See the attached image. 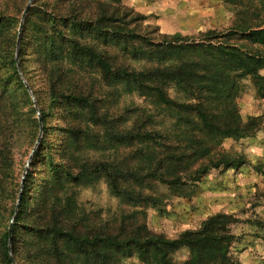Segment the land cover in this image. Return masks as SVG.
Returning <instances> with one entry per match:
<instances>
[{"label":"rangeland","instance_id":"rangeland-1","mask_svg":"<svg viewBox=\"0 0 264 264\" xmlns=\"http://www.w3.org/2000/svg\"><path fill=\"white\" fill-rule=\"evenodd\" d=\"M29 1L0 0V19L6 15L16 19L11 28L14 35L18 36ZM28 13L21 50L23 68L33 89L20 68L22 36L18 46L16 40L14 61L19 78L29 88L25 86L32 106H25L19 91L11 101L26 117L33 109L31 117L36 121L39 116L41 119L40 110L46 111L47 133L31 168L27 162L43 136V127L41 134L38 130L34 146L30 143V125H24L17 135L21 121L15 130L0 133V222L6 221L7 232L14 215L7 220L9 199L16 194L17 213L18 197L20 193L22 196L29 171L30 209L16 224L14 254L9 252L11 243L7 244L12 264H102L97 255L101 250L88 255L63 241H57L51 249L52 238L45 225L59 216L67 217L62 223L73 234L117 239H174L217 213L264 223V44L246 38L249 28H264V0H32L26 16ZM49 16L55 18V23L48 22ZM72 19L81 26L73 27ZM54 31H58L57 36ZM51 35L55 37L49 44L47 37ZM61 35L102 57L109 71L106 73L86 54L70 53ZM4 39L0 37L2 79L9 76ZM223 49L260 59L257 86L251 76L244 75L237 59ZM52 53L55 61H48L47 55ZM157 70L166 74L158 75ZM127 73L143 76L134 82L126 77ZM155 87L176 106L160 104ZM214 87L216 90L209 89ZM257 88L263 96L258 95ZM62 94L85 97L88 103L76 104L62 98L50 103L51 95ZM211 99L222 106L233 102L237 108L233 116L242 123L254 119L249 135L225 138L213 149L206 137H200L205 132L197 127L194 112L177 108L187 103L202 105ZM8 113L7 105L0 101L1 122ZM216 113L217 117L212 118L215 122L230 123L223 110L219 108ZM145 132L153 135L152 143L133 138ZM12 133L16 134L10 139ZM9 147L8 158L3 151ZM198 149L200 153L195 155ZM184 153L188 161L182 158ZM222 155L232 159L242 156L246 162L237 167L221 166L198 181L189 180L195 169ZM48 159L61 170H69L72 176L66 187L54 183ZM97 163L125 173L134 171L140 178L171 165L185 184L172 188L146 178L137 186L129 179H113L118 189L144 195L140 201L129 200L113 192L106 176L88 174ZM50 188L54 191L47 202L44 198ZM36 201H43L39 208H34ZM33 225L40 228L32 229ZM3 231L0 228V234ZM232 233L239 237L232 250L240 264H264V227L237 223ZM104 253L107 264H152L138 257L134 245ZM1 257L0 252L3 264ZM186 258L185 252L179 251L172 261L181 263Z\"/></svg>","mask_w":264,"mask_h":264},{"label":"trees","instance_id":"trees-1","mask_svg":"<svg viewBox=\"0 0 264 264\" xmlns=\"http://www.w3.org/2000/svg\"><path fill=\"white\" fill-rule=\"evenodd\" d=\"M36 1V0H35ZM28 17L29 13L26 16L22 32H21V40H20V48L18 50V58L20 63V68L22 70L24 78L27 80L25 69L23 68L22 64V50L23 48V36L25 33V30L27 29V23H28ZM73 22H70L73 27H80L81 25H78L79 22H77L75 19H72ZM16 19L12 15H6L2 16L0 19V35L3 36L6 42L5 47V58L8 59L6 61V64L9 68V76L5 79H2L0 77V101L4 102L5 105H7L8 110L10 113H8L6 119L4 122L0 121V133L6 129V132H9L10 130H15L17 126H19L18 122L21 121V125L17 127V135L21 134L22 127L24 125L31 126V132L29 137L32 139L30 141L31 146H34V143L36 141V136L38 135L39 130V124L38 120L32 119V115L34 114V110L31 109L29 111L28 117H26L25 113H21L15 109V103H13L11 98H13V94L16 91L21 92V95H23V98L25 100V106H32V102L29 98L28 92L22 83L21 79L18 76L17 69L15 66L14 61V54H15V47H16V40L18 39L17 33L14 35L11 32V28L15 24ZM48 22L50 24L55 23V18L52 16H49ZM57 36L58 31H54ZM54 36H49L48 43L51 44L53 42ZM0 36V37H1ZM246 38L251 39L254 43L264 44V28H254V29H248V33L246 35ZM61 40L67 44L70 53L73 55H88L89 58L96 62L97 65L100 66L105 72L107 73L109 71L108 64L100 57L99 55L92 52L90 49H88L85 46L80 45L77 41L74 39H71L69 37L61 35ZM47 43V44H48ZM68 50V49H67ZM226 54L235 57L237 59V63L239 64L240 68L243 70L244 75L251 76L252 80L255 82L257 86V80L259 79L257 76V69L261 66L260 59L256 57H251L254 55H250L238 50L230 49L231 51H227L223 49ZM48 61H55V55L52 53V55H47ZM0 70H2V66L0 65ZM158 75H165L166 73H163L160 70L155 71ZM143 76L142 74H136V73H127L126 77L130 81H136L138 78ZM29 86L31 89H33L31 83L29 80H27ZM231 89L234 90L235 86L234 84L230 85ZM211 90H216L215 87L209 88ZM154 91L156 93V98L160 104L163 105H170V106H176V103L171 101L170 99L166 98L164 92L160 89L155 87ZM36 96V99L38 100V96L35 92H33ZM257 93L260 96H263V93H261L260 88H257ZM64 99L69 100L76 104H83L88 103L87 99L82 96L77 95H51L50 96V103H57L58 99ZM50 107V106H49ZM177 108L185 109L188 111H193L196 119V125L197 127L203 132H205V135L201 134L200 137H206L207 142L211 145L213 149L217 148L223 139L225 138H244L249 135L248 131L249 127L251 126L252 121L254 119L249 118V120L246 123H242L239 120V117L233 116V114L237 113L236 106L233 105V102H225V105L222 106L218 103L215 99L206 100L205 103H202V105H195V104H184V105H177ZM223 110L224 115H229L230 123L228 124H219L215 122L212 118L217 117L216 111ZM95 110H93V113ZM41 113V124L43 127V136L41 140L39 141V144L36 148V150L33 153L31 162H30V168L33 167L34 161L37 158L38 154L42 150L43 144L45 142V137L47 133V127H45L46 124V111L40 110ZM19 115V116H18ZM17 120V121H16ZM24 122V124H23ZM14 126V127H13ZM15 133V134H16ZM15 134H10V136ZM138 138L140 141L146 143L148 141L149 143L153 142V135L151 133L145 132V133H139L136 134L134 137ZM10 139H13V136L10 137ZM146 140V141H145ZM24 142H27L26 140ZM11 147V146H10ZM10 147L8 149H4V153L6 155H10ZM207 149H203V152H207ZM200 153V149L196 150L195 155ZM223 158L215 159L214 161H210L209 165H203L202 167H198L195 169L194 172L189 175V180L192 182L198 181L202 176L209 173L212 169H217L221 166H227V167H237L242 164H245V158L242 156L238 159H232L229 156H223ZM182 158L188 161L189 159L186 157L185 153L182 155ZM172 159V158H171ZM170 159V160H171ZM51 159H48L49 166L51 168L50 171L54 174V183L55 184H63L64 187H66L67 183H69V179L71 178V174L69 173L68 169L61 170V168L56 165V163H51ZM55 164V165H54ZM162 164H159V166ZM9 166L10 161H9ZM88 174H92L95 176L103 175L106 176L107 179H110V187L113 192L116 194L122 193L127 199L129 200H141L144 198V195L141 194V192H135L127 189H118L117 183L113 179H129L131 184H135L137 186H140L144 183V180L146 178H154L155 180H158L162 183H165L169 186H172V188H180L184 186L185 183H183L182 178L178 175H176L173 171V166L169 165L164 170H156L152 173H147L143 176V178L138 177V174L134 171H130L129 173H125L122 170H119L118 168L114 169V166H111L109 164H95L92 169L87 171ZM29 178V171L26 174L24 183H23V192L22 196L19 202L18 211L15 216V220L12 226L11 230V251L14 254V244H15V235H16V224L17 222H20L21 220H24L23 217L25 213L27 214V211H29V204L27 203V196H28V186H27V179ZM63 190V189H62ZM52 191H54L53 188L48 189L46 198V201L50 199L52 196ZM65 191V190H63ZM16 195V194H15ZM15 195H12L9 199L11 202L10 208L7 210V220L14 214V208H15ZM134 197H136L134 199ZM56 200V199H55ZM54 200V201H55ZM43 201H36L34 208H39L38 204H41ZM66 216H59V218L55 217L53 219V222L50 223V225H45L46 231L51 236L50 241V247L53 249L54 245H57V241H63L64 243L71 246V248L75 250H79L82 253L91 255L90 253L98 252V250H101L97 253L98 257L103 260L102 264H107L105 260H107V257L105 256V253L107 250L111 249H117L121 248L123 245L126 247H129L130 245H134L135 248L138 250V257L144 261L147 262L150 260V263L152 264H240L238 257L233 252L232 247L234 243H237L239 241V237L234 235L232 233V226L237 223H243V224H252L256 227H264V223H255L245 220L236 219L231 214H224V213H217L212 216H210L207 220L200 223V225L193 230H185L181 232L176 238L174 239H166L161 236H145L143 238H130V239H117L112 236H83V235H76L73 234L71 231H69L62 223L66 222ZM3 222V223H2ZM0 228H3V232L0 234V252L3 257H1V262L3 264H12V261L10 260L8 256V237L9 234L7 232V224L5 220H1L0 222ZM34 228H40L37 225H33L32 229ZM94 251V252H93ZM183 251L187 255V258L181 262V263H174L172 261L173 254ZM93 264H96V261L92 262Z\"/></svg>","mask_w":264,"mask_h":264},{"label":"water","instance_id":"water-1","mask_svg":"<svg viewBox=\"0 0 264 264\" xmlns=\"http://www.w3.org/2000/svg\"><path fill=\"white\" fill-rule=\"evenodd\" d=\"M31 1H32V0H30L29 3L26 5V7H25V9H24V11H23V13H22V16H21V21H20L19 30H18L17 46H18V44H19V40H20V36H21V32H22V27H23V23H24V20H25L26 13L28 12V10H29V8H30V3H31ZM25 86H26L27 89H29L28 86H27L26 84H25ZM38 121H39L40 134H41V133H42V124H41L40 116H39ZM39 141H40V138L37 140L36 146H37V144L39 143ZM36 146H35V148H36ZM33 152H34V151H33ZM33 152H32V153H33ZM31 158H32V154L29 156V160H28V162H27V165L30 164V160H31ZM22 183H23V181H22ZM20 199H21V193H20V195H19V197H18V203H17V206L19 205ZM15 216H16V211H15V213H14V215H13V219L15 218ZM13 219H12V221H11V224H10V226H9V230H8V234H9V237H8V240H9V241H8V243H9V244H10V239H11V230H12ZM9 252H11L10 247H9ZM10 260H11L12 263H13V259H12V257H10Z\"/></svg>","mask_w":264,"mask_h":264}]
</instances>
